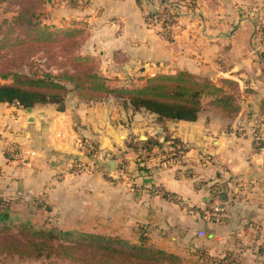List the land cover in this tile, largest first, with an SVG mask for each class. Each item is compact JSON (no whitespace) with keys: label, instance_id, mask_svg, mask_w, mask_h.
I'll return each mask as SVG.
<instances>
[{"label":"crops","instance_id":"0c3cea01","mask_svg":"<svg viewBox=\"0 0 264 264\" xmlns=\"http://www.w3.org/2000/svg\"><path fill=\"white\" fill-rule=\"evenodd\" d=\"M152 9L149 0H48L43 17L57 26L86 22L81 52L96 57L110 86L141 85L147 76L178 70L218 85L229 79L240 93L238 115L204 108L194 121L158 122L111 94L89 101L70 94L63 110L53 103L27 111L0 102V197L14 207L46 204L55 223L135 240L144 228L148 242L177 255L198 258L205 250L242 264L251 234V241L264 235V0L181 3L170 39L146 23ZM254 130L262 134L259 149ZM81 138L97 142L106 161L122 160L127 176L72 173ZM147 140L150 150L130 146ZM173 140L185 149L177 157L167 153ZM10 143L20 155H6ZM217 191L225 192L221 221L204 219L202 211L219 203ZM167 230L177 234L169 245ZM253 253L263 264L264 255Z\"/></svg>","mask_w":264,"mask_h":264},{"label":"trees","instance_id":"16d2710c","mask_svg":"<svg viewBox=\"0 0 264 264\" xmlns=\"http://www.w3.org/2000/svg\"><path fill=\"white\" fill-rule=\"evenodd\" d=\"M6 1L16 2L19 10L1 33L0 51L8 49L9 55L20 54L25 58L33 57L30 49L61 46L68 52L67 57L74 70H62L58 74L32 68L27 71L16 68L2 70L0 79L9 82H0V102L24 109L53 103L58 110H63L66 97L70 94L76 95L80 101L96 100L111 94L127 100L134 110L143 109L155 114L158 122L194 121L204 108H213L230 116L240 112V93L234 81L224 79L223 84L218 85L187 70L147 76L141 85L110 86L108 78L100 72L98 60L81 53L80 47L74 50L79 45L80 36H86V22L69 26L44 22L39 13L48 0H0V4ZM135 1L141 4V0ZM155 14L152 11L146 13V23ZM260 104L263 110L264 97ZM248 118L258 120L254 114H249ZM81 140H87L95 150H100L97 142L89 138ZM150 144L149 140L136 141L130 146L141 151L150 150ZM155 144L160 145L158 142ZM171 145L173 149L167 153H173V157L185 150L177 140H173ZM109 167L106 161L100 171L110 172L120 165L114 164L111 170H108ZM215 193L220 197L225 194L220 191ZM13 203L12 199L0 197V252L22 256L58 252L81 264H164L166 258L177 257L141 240L135 243L116 234L46 227L35 222L31 212L15 210ZM14 227L17 233L11 232ZM222 260H227L226 264L237 262L231 254Z\"/></svg>","mask_w":264,"mask_h":264},{"label":"rangeland","instance_id":"374dc122","mask_svg":"<svg viewBox=\"0 0 264 264\" xmlns=\"http://www.w3.org/2000/svg\"><path fill=\"white\" fill-rule=\"evenodd\" d=\"M43 8H45V7H43ZM18 10H19V6L16 4V2L6 1V2L0 4V36H1L2 31L8 26V24L17 15ZM43 10L39 13L40 18H41V16L43 17V15L45 14V12ZM39 16H38V18H39ZM71 25H73V24H71ZM80 26H82V25H80ZM84 31L86 32V25H85ZM84 38H85V34L80 36V39L78 40L79 45L76 46L74 48V50L78 49V47H80V51H81V46H82V43L84 41ZM7 50L8 49H6L4 51H0V71H2V70L6 71L9 69H13V68L27 71L28 69L32 68L34 70L39 69L42 71H49L52 74H58L62 70H67V71L68 70L69 71L74 70L71 61L67 57L68 52L66 50H64V48L61 46L51 45L48 47H36V48L30 49V53H31V55H33V57H25V58L21 57L20 54H18L17 56L9 55V53H7ZM83 54H86V53H83ZM93 57H94V59H96L95 56H93ZM13 59H16V60L14 61ZM0 82H9V81L0 79ZM138 112H141V111L138 110ZM256 136H261V135H260V133H258V134H256ZM123 169L125 171L124 176H127L126 175L127 172H126V168H125L124 164H123ZM107 173H109V172H105V174H107ZM119 177L121 178V176H118L117 178H119ZM110 178L113 179L112 176H110ZM216 198H217L218 202L221 204V202H220V200H222L221 197L216 195ZM219 203H217V204H219ZM14 204H17V203H14ZM32 205L33 206L27 205L25 207H20V206L16 205L15 210H19L21 212H31L33 220L35 222H37L38 224H43L46 227L55 226V227L60 228L61 230L76 229V230L85 231V232L116 234V235H119L125 239H126V237H128L129 239L127 238V240H129L131 242L138 243L141 240L144 244L158 247L155 244L148 242V237L144 236V232H143L144 228H141V232H140L141 236H138V239L135 240V237L133 238V236L129 237V236L111 231L110 229H108V230L106 229L107 231L106 230L96 231V230H92V228H90L88 226H77L74 224L70 225V224L60 223L58 221L55 223L52 220L48 219L49 215L44 210L46 204L44 205L42 203H38V207L36 206L35 203H32ZM212 212H213V210L211 207H206V210L202 211L203 217L204 216L206 217L204 219L208 218L207 220L211 221L213 219L212 217H214L212 215ZM222 214L223 213L216 215L215 217H217V220H214V221H218V220L221 221ZM249 218L250 217H248L247 220H251ZM84 229H90V230L86 231ZM255 229L258 230V228H255ZM11 232L17 233V228L16 227L12 228ZM163 235L166 238L168 245H169V243H172L174 241V240H169V237L170 236H177V234L174 230H167V232H165ZM253 236H254V234L252 233L251 234L252 238L250 237V241H248L245 244L246 245L245 247L247 248V250H245V251H248V254L243 259L242 264H260V261L258 263V259L256 258V256L253 255L254 250L257 251L258 253L260 252L264 255V235L262 236V238H263L262 241H259V240L258 241H256V240L251 241L253 239ZM255 244H257V245H255ZM158 248H160V247H158ZM165 251H167V250H165ZM196 251H197V249H193L192 252H196ZM167 252L176 255L178 258L177 257L176 258L175 257L174 258H166L164 261V264H220V263L226 264V263H224L222 258H226V257L230 256V254H225L223 256H220V255H213L212 256L211 254H209L205 250L199 251V257L198 258H195V257L193 258L191 253H190L191 256L185 257V256L177 255L173 251L172 252L167 251ZM261 260L264 264V256L262 257ZM0 264H81V263H78L75 259L67 257L63 254L58 253V252L43 253L41 255H33V256H22V255H18V254L12 253V252H4L3 251V252H0Z\"/></svg>","mask_w":264,"mask_h":264},{"label":"built area","instance_id":"2783aa9c","mask_svg":"<svg viewBox=\"0 0 264 264\" xmlns=\"http://www.w3.org/2000/svg\"><path fill=\"white\" fill-rule=\"evenodd\" d=\"M153 4L152 12L156 14L153 17H150L147 20V24L155 28L158 33L166 39H170L172 37V28L175 23L178 21L180 11V5L183 3L185 6L191 8L194 0H179L177 2H170L169 0H149ZM255 121V120H254ZM257 121V120H256ZM255 123V122H254ZM239 131H242V127L238 128ZM256 130H254V139L253 144L256 149L261 147L262 143V134L261 136H256L258 134ZM79 150L76 157L72 158L70 161V169L74 173L78 172H101V166L105 164L106 157H102V153L100 150H95L93 144L88 142L87 140L82 141L81 139L78 142ZM5 153L8 157H16L20 155V150L16 144L10 143L5 148ZM80 157H84L85 160ZM115 164L120 165L116 170L110 171L107 173L112 177L124 176L123 169V161L120 159L114 160ZM213 212L212 215L215 217L224 212V206L221 204H216L211 207ZM228 261H224L227 263Z\"/></svg>","mask_w":264,"mask_h":264},{"label":"water","instance_id":"95a60500","mask_svg":"<svg viewBox=\"0 0 264 264\" xmlns=\"http://www.w3.org/2000/svg\"><path fill=\"white\" fill-rule=\"evenodd\" d=\"M26 110H27V111H31V107H27ZM140 139H141V140H145L146 137H145L143 134H141ZM107 164L110 166V167L108 168V170H111V169L113 168L115 162H114L113 160H111V161H107Z\"/></svg>","mask_w":264,"mask_h":264}]
</instances>
